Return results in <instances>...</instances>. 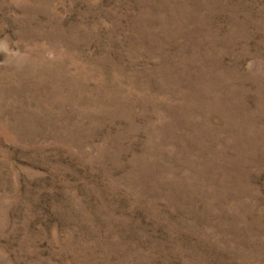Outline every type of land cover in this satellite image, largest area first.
I'll use <instances>...</instances> for the list:
<instances>
[{
    "label": "rangeland",
    "instance_id": "374dc122",
    "mask_svg": "<svg viewBox=\"0 0 264 264\" xmlns=\"http://www.w3.org/2000/svg\"><path fill=\"white\" fill-rule=\"evenodd\" d=\"M0 264H264V0H0Z\"/></svg>",
    "mask_w": 264,
    "mask_h": 264
},
{
    "label": "clouds",
    "instance_id": "9594fccd",
    "mask_svg": "<svg viewBox=\"0 0 264 264\" xmlns=\"http://www.w3.org/2000/svg\"><path fill=\"white\" fill-rule=\"evenodd\" d=\"M6 44L4 42H0V50H6Z\"/></svg>",
    "mask_w": 264,
    "mask_h": 264
}]
</instances>
